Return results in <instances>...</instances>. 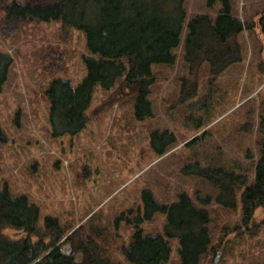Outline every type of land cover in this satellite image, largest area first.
Here are the masks:
<instances>
[{
	"label": "rangeland",
	"instance_id": "obj_1",
	"mask_svg": "<svg viewBox=\"0 0 264 264\" xmlns=\"http://www.w3.org/2000/svg\"><path fill=\"white\" fill-rule=\"evenodd\" d=\"M12 1L27 0H0V17L2 5ZM231 3L232 15L246 24L237 38L241 61L214 80L204 62L196 93L189 97L182 90L183 78L188 76L181 42L174 64L151 66L152 115L135 114L134 97L128 89H119L118 80L111 89L96 84L85 126L74 135L52 134L47 91L54 80L77 85L85 77L83 57L90 53L84 32L77 28L63 32L59 19L4 28L7 35L0 34V189L37 206L31 240L45 232L46 217L73 228L82 223L83 237L95 238L112 260H120V247H128L136 231L162 234L165 216L152 209L142 192L148 190L159 204L186 193L211 218L210 249L201 264H264V205L253 211L246 226L240 204L234 210L218 206L217 190L185 171L193 164L219 166L244 172L249 181L253 178L260 152L258 125L264 116V0ZM184 6L188 17L197 13L213 17L220 8L219 3L208 7L205 0H185ZM164 130L173 139L168 150L158 155L150 135ZM5 232L13 238L21 235L10 227ZM169 244L168 264H178V243L169 239Z\"/></svg>",
	"mask_w": 264,
	"mask_h": 264
},
{
	"label": "trees",
	"instance_id": "obj_2",
	"mask_svg": "<svg viewBox=\"0 0 264 264\" xmlns=\"http://www.w3.org/2000/svg\"><path fill=\"white\" fill-rule=\"evenodd\" d=\"M185 0H27L2 5L0 34L7 35L20 23L32 20L59 19L68 33L77 28L86 36L90 55L83 57L86 75L77 85L68 80H54L47 91L50 102L49 123L54 136L74 135L88 118L92 91L96 84L105 89L118 80L119 89H128L135 100L139 118L152 115L151 86L155 81L153 64L172 65L175 49L182 42V57L187 76L182 90L187 96L196 93V79L206 62L210 80L216 79L229 65L242 59L238 36L246 28L231 13L232 0H205L208 7L219 3L213 17L206 13L191 14ZM188 18V19H187ZM11 24V25H10ZM186 28L185 35L182 34ZM259 156L252 180L248 174L223 167H186L207 180L216 190L215 204L234 210L240 204L242 221L247 226L253 211L264 205V116L258 125ZM173 139L171 132L154 131L150 142L158 155L164 154ZM143 199L164 214L162 234H133L128 247H120V260H112L100 243L83 237L81 224L61 226L56 218L46 217L45 232L36 240L38 208L26 197L11 198L0 189V264H168L171 256L169 239L177 241L178 264H201L210 249V214L193 204L192 198L180 193L168 204L156 202L148 190ZM207 199H203L207 204ZM149 201V202H148ZM151 210H147L149 215ZM21 231L13 238L5 230ZM24 232V233H23ZM46 238V240H44ZM68 245V247H65ZM68 250V251H67Z\"/></svg>",
	"mask_w": 264,
	"mask_h": 264
},
{
	"label": "water",
	"instance_id": "obj_3",
	"mask_svg": "<svg viewBox=\"0 0 264 264\" xmlns=\"http://www.w3.org/2000/svg\"><path fill=\"white\" fill-rule=\"evenodd\" d=\"M67 251H68V250H67ZM219 255H220V252H218V253L215 255V258H214V263H216V262H217Z\"/></svg>",
	"mask_w": 264,
	"mask_h": 264
}]
</instances>
